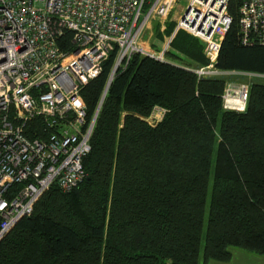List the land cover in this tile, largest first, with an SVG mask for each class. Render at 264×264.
Segmentation results:
<instances>
[{
  "label": "trees",
  "instance_id": "16d2710c",
  "mask_svg": "<svg viewBox=\"0 0 264 264\" xmlns=\"http://www.w3.org/2000/svg\"><path fill=\"white\" fill-rule=\"evenodd\" d=\"M238 4L229 2L215 66L264 74V46L240 43ZM57 44L71 47V33ZM169 46L185 65L135 53L102 100L113 50L81 89L88 120L100 105L86 179L44 192L0 239V264H199L200 254L202 264L226 263L230 247L264 256V82L249 84L244 111L225 110L226 81L186 68L207 64L201 43L179 30ZM154 107L165 112L151 125ZM42 129L34 121L26 134Z\"/></svg>",
  "mask_w": 264,
  "mask_h": 264
},
{
  "label": "built area",
  "instance_id": "2783aa9c",
  "mask_svg": "<svg viewBox=\"0 0 264 264\" xmlns=\"http://www.w3.org/2000/svg\"><path fill=\"white\" fill-rule=\"evenodd\" d=\"M177 1L0 0V239L52 186L66 193L86 179L82 162L100 105L88 120L80 91L113 50L118 66L135 53L164 62L168 43L181 30L204 45L207 64L187 68L199 79L264 77L215 66L233 21L230 0H187L163 49L143 50L147 25L166 18ZM236 15L241 45L264 46V0H239ZM66 31L71 47L63 50L57 40ZM248 90V84L226 81L223 109L244 111ZM164 112L154 107L149 124ZM34 121L43 129L29 137Z\"/></svg>",
  "mask_w": 264,
  "mask_h": 264
},
{
  "label": "rangeland",
  "instance_id": "374dc122",
  "mask_svg": "<svg viewBox=\"0 0 264 264\" xmlns=\"http://www.w3.org/2000/svg\"><path fill=\"white\" fill-rule=\"evenodd\" d=\"M186 3H187V0H178L166 18H163V19L156 18L150 22L149 26H147V29L144 31L142 37L140 38L141 41L145 42V43L143 42L140 43L143 50H146L147 52H150V53H153V52L157 53L158 51L163 49V47L167 44V42L171 38V35L173 34L172 32L171 35L168 36L166 32V28L170 24L176 26L178 16L181 15L182 11L186 7ZM175 26H174V29H175ZM185 33L190 35L187 32ZM190 36L193 37L192 35ZM193 38L197 39L196 37H193ZM197 40L204 47L202 41H200L199 39ZM203 47H202V52H203ZM170 53L171 54L173 53L176 56L183 58V56H181L179 53L175 52L170 46H168L166 49V54L164 58L168 63L178 65V66H183L186 64L185 60L183 59L177 60ZM196 67H202V66H197V64H192V66L186 67V68H196ZM225 81H230V83H233V84L245 83L249 85L251 82H264V77H255V76H249V75H245L241 73H232V74H228V77H225ZM103 98H104V94H103ZM147 121L148 123H150L148 119ZM229 250L231 254L233 253L231 264H264L263 263L264 259L261 258L263 256L257 255L250 251L234 248V247H230ZM199 264H202L201 254L199 257Z\"/></svg>",
  "mask_w": 264,
  "mask_h": 264
},
{
  "label": "crops",
  "instance_id": "0c3cea01",
  "mask_svg": "<svg viewBox=\"0 0 264 264\" xmlns=\"http://www.w3.org/2000/svg\"><path fill=\"white\" fill-rule=\"evenodd\" d=\"M150 24V23H149ZM149 24L147 25V26H149ZM146 29H147V27H146ZM174 37V36H173ZM143 41H141L140 40V43H142ZM143 43H145V42H143ZM141 45V44H140ZM256 254V253H255ZM258 255V254H257ZM261 256V255H260ZM232 258H233V253H232V257H231V260H232ZM262 259H264V256L263 257H261ZM229 261V262H226V263H219V262H214V261H211V262H209V264H231V262L232 261ZM263 263H264V261H263Z\"/></svg>",
  "mask_w": 264,
  "mask_h": 264
},
{
  "label": "water",
  "instance_id": "95a60500",
  "mask_svg": "<svg viewBox=\"0 0 264 264\" xmlns=\"http://www.w3.org/2000/svg\"><path fill=\"white\" fill-rule=\"evenodd\" d=\"M117 67H118V64H116L115 67L113 68V71H112L111 77H110V79H109L108 85H107V87H106V89H105V93H106V91H107V88H108V86H109V84H110V82H111V80H112V76H113L114 72L116 71ZM105 93H104V94H105Z\"/></svg>",
  "mask_w": 264,
  "mask_h": 264
}]
</instances>
